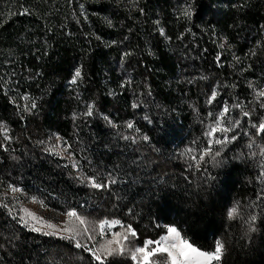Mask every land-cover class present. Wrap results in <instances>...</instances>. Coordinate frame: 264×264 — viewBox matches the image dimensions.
Listing matches in <instances>:
<instances>
[{
  "label": "trees",
  "instance_id": "obj_1",
  "mask_svg": "<svg viewBox=\"0 0 264 264\" xmlns=\"http://www.w3.org/2000/svg\"><path fill=\"white\" fill-rule=\"evenodd\" d=\"M76 68L82 75L71 84ZM261 86L264 0H0V125L9 137L0 128V181L53 210L131 225L137 242L174 225L202 250L223 241L221 264H264V136L250 126L264 119ZM225 105L241 120L238 138L220 166L209 158L197 171L184 153L198 157ZM51 133L84 177L116 183L92 188L48 152ZM234 205L239 216L229 220ZM251 215L256 231L246 235ZM90 261L67 240L22 228L0 203V264Z\"/></svg>",
  "mask_w": 264,
  "mask_h": 264
},
{
  "label": "snow or ice",
  "instance_id": "obj_2",
  "mask_svg": "<svg viewBox=\"0 0 264 264\" xmlns=\"http://www.w3.org/2000/svg\"><path fill=\"white\" fill-rule=\"evenodd\" d=\"M29 14V13H21ZM183 17L190 19L191 11L189 9L183 10ZM163 34V30H161ZM128 54L125 53V56ZM219 60V57H217ZM82 73L80 68L74 70V74L70 83L76 84ZM258 97L264 98V89H260L256 92ZM26 98V97H25ZM217 98V91L212 90L211 95L207 99L208 104H212ZM264 106V105H262ZM35 101L25 108V111L35 110L37 108ZM135 108L136 105L133 104ZM239 107V105H236ZM86 116L93 115V106H87ZM231 109L225 105L219 113H217L211 124L208 125L204 135L208 138L207 146L199 151L198 157L192 155L193 149L189 148L184 155H186L193 163L189 164V167L193 165L199 171L201 166L208 162L210 158L214 166H220L223 161L217 159L221 156L224 147L229 143L236 141L239 133L235 130L241 127V120L230 119ZM244 117H249L248 111H243ZM209 116H213V113H209ZM107 119V117H105ZM255 129L256 136H264V119H261L257 125L252 123L250 125ZM3 129L4 139L8 140L7 128L0 125ZM127 128L132 129L133 124L129 122ZM229 133H234L229 136ZM219 134V135H218ZM245 135H250L245 132ZM128 139V137H125ZM145 141L148 140V136H144ZM135 142V141H133ZM254 141L248 145L252 148ZM216 146H220L218 150H214ZM51 151V149H49ZM55 154V153H53ZM251 156H255L256 153H250ZM262 158V169H264V149L260 152ZM72 167H78L77 164H73ZM261 182L264 183V170L259 173ZM88 184L94 189H105L111 184L116 183L115 179L109 180L107 183L97 182L95 177L87 178ZM12 192H20L21 189L9 186ZM258 199L264 198L258 195ZM35 202V198H33ZM7 207V205H4ZM20 212L23 215L17 214L14 219L20 224L22 228H25L33 233H39L43 236L57 237L62 240L69 241L76 249H82L88 253L91 261L90 264H107L110 257L114 256H129L133 261V264H221L224 254L226 252V246L223 241L217 239L215 241L214 248L212 250H202L200 247L193 244L186 236H184L181 230L174 225H166V235L160 236L157 240L146 239L142 246L134 245L135 239L138 237L136 230L131 226H123L119 220H101L96 227L90 229L88 227V221L77 213L75 209L68 210L64 215L68 218L63 227L45 221L42 217L37 216L35 213L29 211L26 208H21ZM12 213H10L11 215ZM239 216L238 205H234L227 211V218L229 220H235ZM256 215H251L246 221L247 233L256 231L254 225L257 221ZM78 222V223H76ZM117 225H120L123 230L111 233V239H108V229H111ZM83 226V227H81ZM98 228V233H97ZM48 229V230H45ZM95 233V234H94ZM99 240H103V243H99ZM98 245V246H97Z\"/></svg>",
  "mask_w": 264,
  "mask_h": 264
},
{
  "label": "rangeland",
  "instance_id": "obj_3",
  "mask_svg": "<svg viewBox=\"0 0 264 264\" xmlns=\"http://www.w3.org/2000/svg\"><path fill=\"white\" fill-rule=\"evenodd\" d=\"M260 89H264V86H261ZM44 145L48 149V152L50 154L55 155L58 158L64 159L71 167L73 164H77L76 159L73 157V155L71 154V152L68 149L67 143L59 135L54 134V133L47 135L45 140H44ZM49 149H51V151H49ZM53 153H55V154H53ZM72 168L76 171V174L79 178L88 182L87 181L88 177H84L82 175V173L80 172L78 167H76V168L72 167ZM9 186H10V184L0 181V203L2 205H7V207H5V208L7 209L9 214L12 213L11 216L13 218L17 214L23 215V213L20 212V209L26 208L29 211L35 213L37 216L42 217L45 221L51 222V223L57 225L58 227L64 226L65 221L68 219L64 215V213H66V212H59V211H56V210L49 208L48 206L43 204L37 197L27 194L26 192H24L19 187H15V188L21 189L20 192H12L9 189ZM33 198H35V202H33ZM81 216L86 218V220L88 221V227L90 229L96 227L98 222L101 221V220H91V219L85 217L84 215H81ZM109 221H111V220H109ZM76 223H78V222H76ZM81 227H83V226H81ZM45 230H48V229H45ZM122 230L123 229L116 230L115 227L108 229L107 238L111 239V233L112 232L122 231ZM96 231L98 233V228ZM145 240H143L142 242L134 241V245L142 246ZM103 242H104L103 240H99V243H103ZM127 257H129V256H127Z\"/></svg>",
  "mask_w": 264,
  "mask_h": 264
}]
</instances>
